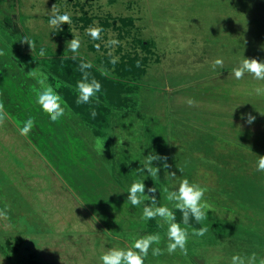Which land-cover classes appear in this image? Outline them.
I'll return each mask as SVG.
<instances>
[{"label":"rangeland","instance_id":"rangeland-1","mask_svg":"<svg viewBox=\"0 0 264 264\" xmlns=\"http://www.w3.org/2000/svg\"><path fill=\"white\" fill-rule=\"evenodd\" d=\"M53 4L72 18L62 31L48 25ZM93 25L104 29L100 40L85 33ZM72 35L81 40L75 59L64 53ZM25 37L35 42L33 52ZM110 38L121 42L111 50L118 64L140 60L141 85L125 94L123 105L115 101L118 109L110 108L108 117L99 112L93 118V108L83 111L89 120L61 94L66 113L52 123L35 104L37 80L47 76L46 83L59 92L66 68L58 65L63 71L52 75L34 55L43 47L49 60L85 59L112 72L105 46ZM0 50L5 53L0 89L11 94L18 87L23 95L18 107H25L20 113L5 111L0 126V210H7V218L0 217V264H9L4 242L17 236L23 239L19 249L27 250L19 254L36 252L56 264H101L108 249L130 247L156 232L165 249L168 225L159 227V218L142 220L143 207L131 206L127 190L144 179L146 194L176 214L165 189L175 190L185 178L208 189L207 220H190L193 228L206 226L208 232L189 235L187 255L177 250L156 257L150 249L145 264H231L234 254L253 252L257 264L264 259V172L256 170L264 151L249 144L264 134L251 135L246 119H224L248 101L247 89L245 100H237L243 89L230 76L232 69L243 57L264 62V0H0ZM216 58L223 59L222 69H213ZM32 70L36 76L28 74ZM189 99L196 104L189 106ZM29 117L35 127L21 136L19 128ZM149 153L167 158L168 168L160 161L158 177L136 172ZM173 172L174 179L168 174ZM152 187L154 194L147 191Z\"/></svg>","mask_w":264,"mask_h":264},{"label":"clouds","instance_id":"clouds-1","mask_svg":"<svg viewBox=\"0 0 264 264\" xmlns=\"http://www.w3.org/2000/svg\"><path fill=\"white\" fill-rule=\"evenodd\" d=\"M48 25L52 29H58L62 31V25H70L72 23L71 16L64 12L60 13L56 4H53L51 11L49 13ZM104 31L103 28L93 25L85 29L86 35H88L92 40H100L101 33ZM23 42L28 44L32 52L35 49V42L29 40L27 37L23 38ZM120 40L116 38H110L106 41V47L110 49L109 56L111 57L110 63L115 65L118 62V58L112 56V51L116 46L120 45ZM66 50L64 53H73V59H75V54H78L81 47V40L79 36H73L70 41H66ZM97 50L99 49V44L94 45ZM5 53L0 50V56ZM45 49L41 47L39 55L41 57L45 56ZM136 66H140V62H136ZM224 61L222 58H216L212 62L213 69L223 68ZM93 67L90 61L81 60L79 64V71L81 72V79L76 83V93L77 97L75 103L77 105L91 104L95 99L96 103H99L98 94L102 90V84L94 76H92L89 71ZM31 76H36L37 73L32 70L28 73ZM251 76L253 80L264 81V62H260L255 58H245L237 64L232 69V76L236 80H243L245 76ZM47 76L40 74V78L37 83L41 86L40 91L35 97V104L39 106L40 110L48 115L52 123L59 122L66 113V101L63 100L60 93L53 88L50 84L46 83ZM258 93L264 92V89L258 88L256 90ZM189 106H194L196 101L189 99L187 101ZM93 118L96 116V112L93 109L91 111ZM264 115V114H262ZM7 114L5 112V105L0 101V126H3ZM255 117L251 114L247 115L246 122L253 123ZM35 127V121L31 117L25 120L19 128V134L21 136H28L33 128ZM166 157H161L156 153H149L145 156V161L142 164L143 167L139 168L136 172L138 175H145V170L147 176L158 177L160 172V167L153 166L154 161H164L162 166L167 169L168 165L166 163ZM256 170L259 172H264V155L258 156ZM180 171H183L180 169ZM171 178H175V173H168ZM144 179L133 181L129 186L127 193V201L130 202L131 206L139 207L143 205L141 219L144 221L155 220L159 218L163 223H159L158 226L163 227L167 224V241L166 248L162 249L159 247L161 243V236L158 232L150 233L145 236L136 238L132 245L127 248H110L105 251L100 256L101 264H145V259L149 255V250L151 249L152 256H161L165 254L168 255L175 254L177 250L181 254H188V240L189 235L195 237H203L208 232V227L203 226L199 229L193 228L191 226L190 220L194 219L197 223H202L207 220L209 210L212 211L211 207L204 201L205 193L208 191L206 186H202L196 182H190L187 178L182 179L175 190L165 189L167 192V200L173 204V207L181 213V221L177 222L175 212L169 207L164 205H159L155 195L149 196L146 194V185L143 182ZM149 193H155L157 191L156 187L149 188L147 190ZM145 201H150V204H145ZM0 217L7 218V210H0ZM181 223L184 227H181ZM189 229L191 232L189 233ZM153 245H157L153 247ZM231 264H257L256 253L253 252L248 256H241L239 254H234L231 258ZM259 264H264V259L259 261Z\"/></svg>","mask_w":264,"mask_h":264},{"label":"trees","instance_id":"trees-1","mask_svg":"<svg viewBox=\"0 0 264 264\" xmlns=\"http://www.w3.org/2000/svg\"><path fill=\"white\" fill-rule=\"evenodd\" d=\"M37 55H34V56H36L39 60L35 62L37 63L40 61L41 63H43L45 67L49 68V73L51 72L52 75L53 73L59 74L60 72L63 71V70L60 71V69L58 68V65H63L66 68L65 72L64 73L62 72L61 74L62 79H63L62 86H64V89L58 88L60 90L59 91L60 95L62 94L65 98L66 96L69 95L71 98L68 96L69 98L66 99L68 104H70L73 107V110L76 113L82 112L83 114L81 115L88 120L91 119V116L89 115L84 116L85 111L89 112L92 108L94 109V106H96L97 109L95 110H96L97 115L100 112V115L102 116V118L108 117L110 108H113L114 111L118 109V107L115 106L114 102L116 101L117 103L119 104L122 103L123 105V101H124L123 99H125V94L127 97L129 92L133 91L135 87L140 86L142 83L139 80V71L142 73V68H139L136 66V62L137 61L140 62L138 58L132 59V61L125 60V62H122L121 64L120 63L119 64L116 63L115 65L112 64V66H114V68L111 69L112 72L111 71L108 72L107 69H104V68L98 69L92 64L93 67L89 71L91 72L92 76H94L102 84V90L98 94L99 103H96L94 99L91 104H84V105H80L79 107V105L75 103V100L77 97L76 83L78 80L81 79V72L79 71V64L81 60L79 63L70 64L71 62H69L67 58L65 57H58V60L55 61L53 60V58L52 59L50 58L49 60L48 55L47 56L45 55V57L43 58ZM84 61H87V60L84 59ZM56 63H58L57 66H56ZM48 76H49L48 80H50V74ZM110 98H112L113 100ZM262 98L261 99L264 100V96H262ZM256 103L258 102L255 101V99H253L252 102L247 103V106L249 108H252V106L253 105L255 106ZM93 120L90 122H93ZM97 127L102 128L99 126ZM262 139H264V136ZM253 143L255 147H259L260 149L262 148V150L264 151L263 149L264 145L260 144L261 142L257 141V142H252L249 144H253ZM160 165H161L160 161H157L156 166L159 167ZM15 184L16 183L13 182V185ZM141 206L143 207V205ZM175 215H176L177 222H180L181 213L176 211ZM4 245L7 248L9 247V251H7L9 253H7L5 250L4 251L6 253L3 252L4 257H6V260H8L9 264H56L55 262L44 260L36 252L35 254H32L34 252H31V253L28 252L27 254H24V255L19 254L18 251L20 250L23 253L27 251L24 249H19L20 247L23 246V239L20 236H17L14 240H11L10 238L7 239L6 243L4 242ZM1 248H4V247L1 246ZM17 258L19 259L18 261H17Z\"/></svg>","mask_w":264,"mask_h":264},{"label":"crops","instance_id":"crops-1","mask_svg":"<svg viewBox=\"0 0 264 264\" xmlns=\"http://www.w3.org/2000/svg\"><path fill=\"white\" fill-rule=\"evenodd\" d=\"M226 75L229 76V74H226ZM230 76L233 77L232 74H230ZM230 76L227 77V79L230 78ZM246 78H248L250 80V82L247 81ZM232 79L234 81L239 82L241 84V87L240 88L243 89V92H242L241 96L239 98H238V96H235L234 99H237L238 98L237 100L239 102L244 101L245 100V95L244 94H245V91L247 89V92H246V95L248 96L247 103L248 102H252L253 99H255V101H257L258 103H256L255 106L253 105L252 108H250V109H249V107L247 105H245L239 111H235V110L234 111H229V113H227L224 116V119H226V120H228V119H246L247 117L244 118V115H248L251 112V116L255 117L254 122L253 123H250V124H252V127H253L252 130H249L252 133L251 135H254L255 136V133H260V132L264 134V130L262 129L263 126L259 125L260 123H257V119L260 120V121H262V122H264V120H263L264 119V115H262V114H264V104H263L264 100H262L263 99L262 96H264V92L258 93L256 91L255 94L252 93V90L253 89H256V90L258 88L264 89V81H256V80H253L251 78V76H248V75L243 80H236L234 77ZM229 81H230V79L227 80V82H229ZM6 88L5 87H1V89H0V101H2L4 103V105H5V111H7L9 108H11L13 110L12 113H20V112H23L24 109H25V107L22 106V105H21L22 108L21 107H18V105H20V104L23 103V95H21L19 93L18 87H16V89L14 90V92L12 91L11 94L5 92L6 91ZM16 91L18 92V94H16ZM18 95H20V97H18ZM28 103L30 105H33L34 104V102L33 103L32 102H28ZM254 113H256V115H253ZM235 124L237 125L236 122H235ZM232 134H234V133H232ZM254 139H255V137H254ZM259 142H261L260 144H263L264 145V139H261V141H259ZM263 149H264V147H263ZM55 174H56V171H54V180H55V183H59V185H60V179ZM57 189H59V188H57ZM70 197H72V199H74V197L72 196V194L71 195L69 194V198ZM114 202H116V201H114ZM140 215H142V213ZM91 222L94 223L95 221H92L91 220ZM55 263H58V262L55 261Z\"/></svg>","mask_w":264,"mask_h":264}]
</instances>
